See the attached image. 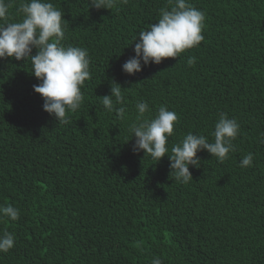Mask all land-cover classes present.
<instances>
[{
	"label": "trees",
	"instance_id": "trees-1",
	"mask_svg": "<svg viewBox=\"0 0 264 264\" xmlns=\"http://www.w3.org/2000/svg\"><path fill=\"white\" fill-rule=\"evenodd\" d=\"M6 2L7 22L21 20V0ZM46 2L63 13L62 44L87 49L91 75L61 124L34 91L31 59H0V206L19 209L15 221L0 215V236L14 237L0 264H264V0H187L205 14L203 41L135 75L122 69L135 38L174 0ZM113 81L124 103L110 112L100 97ZM141 100L146 117L161 105L177 114L169 155L189 132L214 142L224 113L240 125L235 150L222 163L198 152L193 180L175 181L167 155L132 151ZM247 153L253 164L241 167Z\"/></svg>",
	"mask_w": 264,
	"mask_h": 264
},
{
	"label": "clouds",
	"instance_id": "clouds-1",
	"mask_svg": "<svg viewBox=\"0 0 264 264\" xmlns=\"http://www.w3.org/2000/svg\"><path fill=\"white\" fill-rule=\"evenodd\" d=\"M128 0H89L90 7L112 9L118 3L126 4ZM173 3V0H169ZM9 3L0 0V59L8 57L15 60L31 59V74L41 81L33 85L34 91L44 99L43 109L52 115L58 123L70 122L67 112H75L84 101L81 91L87 79H90V57L87 49L62 44L64 39L63 13L46 0H21L17 12L22 19L7 22ZM205 14L187 2L174 0L170 10L162 8L156 23L139 32L135 38V55L123 65L125 73L135 75L143 66L160 64L165 58H176L188 49L198 46L204 39L202 30ZM33 48L37 53L33 55ZM196 58L190 57L188 65L195 64ZM120 84L113 81L111 94L101 98L107 111L114 110V104H123L124 97ZM114 98V99H113ZM138 112L136 122L129 126L134 136L132 151H143L155 161L165 155L170 160V177L184 184L193 180L190 166L199 168L201 161L197 153L207 150L219 162H224L231 151L232 141L239 135L240 125L236 119L221 114L212 133L214 142H209L204 135L189 132L179 143L167 147L169 138L174 134V125L178 116L166 106L161 105L154 117H146L150 106L146 101L136 104ZM121 120L126 118L124 107L116 109ZM264 137V133L261 134ZM264 143V139L260 141ZM254 154L247 153L241 160V167L253 164ZM0 215L15 221L19 219V209L12 205L0 206ZM14 247V237L6 232L0 236V252L7 253ZM152 264H162L159 258Z\"/></svg>",
	"mask_w": 264,
	"mask_h": 264
}]
</instances>
